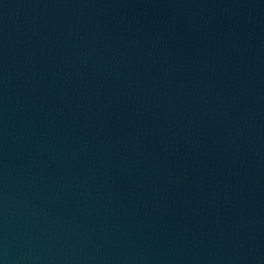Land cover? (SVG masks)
Instances as JSON below:
<instances>
[{
  "label": "water",
  "instance_id": "water-1",
  "mask_svg": "<svg viewBox=\"0 0 264 264\" xmlns=\"http://www.w3.org/2000/svg\"><path fill=\"white\" fill-rule=\"evenodd\" d=\"M0 264H264V0H0Z\"/></svg>",
  "mask_w": 264,
  "mask_h": 264
}]
</instances>
